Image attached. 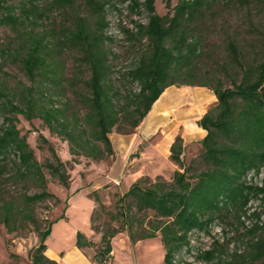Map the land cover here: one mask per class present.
Returning <instances> with one entry per match:
<instances>
[{"label": "trees", "instance_id": "16d2710c", "mask_svg": "<svg viewBox=\"0 0 264 264\" xmlns=\"http://www.w3.org/2000/svg\"><path fill=\"white\" fill-rule=\"evenodd\" d=\"M75 1L0 0V27L12 32L9 43L3 42L2 56L16 60L33 81L37 77L54 79L53 68L59 64L58 48L71 47L78 52L79 64L86 67L87 74L85 91L76 92L82 104L76 112L53 101L41 102L39 96L45 93H37L35 97V90L38 91L35 85L11 92L0 86V114L4 119L0 129V161L12 155L16 172L39 189L23 193L17 200L3 201L0 222L8 230H14L16 214L29 217L36 202L53 196L46 190L44 167L64 187L70 177V162L62 161L48 141L54 159L45 163L36 159L26 135L20 134L16 127V113L28 119L39 117L50 132L66 139L74 162L77 155L101 160L113 152L108 136L111 129L130 132L167 86L178 83L207 86L215 95L216 104L197 121L205 131L199 141L197 162L183 164L182 139L175 137L169 149L170 158L182 170H175L171 181L156 176L148 182V177H139L116 195L111 207L101 201L96 190L91 191L94 207L89 216L90 229L100 234L99 240L94 241L80 230L75 232V246L82 251L93 249L89 255L93 264H111L112 239L124 231L131 242L159 234L164 247L162 264H180L176 255L183 248L190 249L192 231H208L215 217L225 210L238 211L239 217L252 198L264 199V186L247 180L250 171L258 173L264 166V58L243 64L236 46L229 43L239 80L224 85L216 74L198 75L195 62L199 42L190 34L188 25L217 0H175L173 4L171 0H160L167 7L165 14L156 11V0H81L85 12L95 18L93 25L86 22L85 16L75 14V28L69 33L35 28L34 24L43 18L61 22L68 17ZM122 4L132 12L146 13V22H135L134 29L135 34L146 39L147 49L124 73L137 86L130 93L110 86L114 71L104 34L108 7L118 9ZM251 213L257 220L249 229L252 236L246 259L264 262V235L255 236L258 229L264 228V220L258 210ZM102 214L106 216L96 223ZM55 220L44 229L36 227L38 243L28 253L30 264H58L46 254L45 242ZM213 242L209 249L200 252V259L217 258L216 264H237L235 258L222 257L218 241Z\"/></svg>", "mask_w": 264, "mask_h": 264}, {"label": "rangeland", "instance_id": "374dc122", "mask_svg": "<svg viewBox=\"0 0 264 264\" xmlns=\"http://www.w3.org/2000/svg\"><path fill=\"white\" fill-rule=\"evenodd\" d=\"M171 3H175V0H171ZM155 9L159 14L167 12V7L160 0L155 1ZM85 11L81 0H76L68 17L61 22L43 18L34 26L36 29L51 28L53 33H69L75 28V14L85 16L88 24L95 23V18ZM106 21L104 34L114 71L110 86L120 87L130 93L137 90V86L126 79L124 73L147 49L146 39L135 34L134 29L135 22H146V13L132 12L126 4L119 5L118 9L110 6L106 11ZM188 30L199 42V57L195 62L198 75L205 77L209 72V75L216 74L224 85L231 80L238 81L239 69L229 53V43L236 46L243 64H253L264 58V0H217L195 17L188 25ZM11 34L7 27H0V86L11 92L16 88L25 90L35 85L38 90H35V97L37 93H45L39 96L41 102L48 104L53 101L59 107L69 106L74 112L82 108L76 92L85 91L83 85L87 74L86 67L79 64L76 49L60 45L59 64L53 68L55 78L37 77L33 81L16 60L1 55L3 42L9 43ZM193 80L198 81V77ZM182 87L204 90L209 96L208 101L192 116H167L166 110L157 107L158 118L153 119L148 112L130 132L123 133L113 127L108 134L113 152L101 160L77 155V161L74 162L66 139L50 132L39 117L28 119L16 113V127L20 134L26 135L36 159L40 163L54 159L48 149V142L51 143L56 155L62 161L70 162V177L68 186L64 187L50 175L46 167L43 168L46 190L53 196L36 202L29 217L22 218L16 214L17 226L14 230H8L0 222V264H30L28 253L38 243L36 227L44 229L55 218L57 220L52 223L45 240L49 250H69L74 245L77 230L91 233V238L98 236L99 240L100 234L90 229L89 216L94 207L90 192L96 190L101 201L111 207L116 195L125 191L139 177H148V182L156 176L171 181L174 171L182 170L170 158L169 149L175 137L180 136L182 139L183 164L197 162L201 150L199 141L205 133L197 128V121L216 104V97L210 88L197 84L178 83L165 89ZM3 124L4 119L0 114V129ZM187 124L196 128L194 134L188 135ZM15 169L12 155L0 161V204L8 199L17 200L23 193L39 190L33 181L22 179ZM247 180L264 186V166L258 173L250 171ZM17 205L21 206L19 200ZM253 210L261 212L260 219L263 221L264 199L252 198L246 212L240 213L239 217L238 211L225 210L215 217L208 231H192L189 234L190 249L183 248L176 259L180 264H216L217 258L207 261L200 259L199 254L209 249L213 241H218L217 249L222 257L235 258L237 264H264L262 260L253 262L246 259L247 244L252 236L249 229L257 220L251 213ZM105 216L102 214L96 223H100ZM263 235L264 228L255 233V236ZM83 252L89 256L93 249L87 248ZM235 253L242 256L235 257ZM112 254L111 264H162L164 247L159 234L131 242L124 231L112 239Z\"/></svg>", "mask_w": 264, "mask_h": 264}, {"label": "bare ground", "instance_id": "6f19581e", "mask_svg": "<svg viewBox=\"0 0 264 264\" xmlns=\"http://www.w3.org/2000/svg\"><path fill=\"white\" fill-rule=\"evenodd\" d=\"M208 97V94L199 88L165 89L152 104L149 114L153 119L158 118L156 108L159 107L166 110L167 116L173 115L176 118L192 116L208 101ZM197 128L202 130L199 126ZM195 129L191 124H187L188 135L194 134Z\"/></svg>", "mask_w": 264, "mask_h": 264}, {"label": "crops", "instance_id": "0c3cea01", "mask_svg": "<svg viewBox=\"0 0 264 264\" xmlns=\"http://www.w3.org/2000/svg\"><path fill=\"white\" fill-rule=\"evenodd\" d=\"M87 236H91V233H86ZM95 240H98V236L92 237ZM46 254L55 259L58 264H93L89 256H87L81 249H79L75 244L70 247L69 250H49L47 245Z\"/></svg>", "mask_w": 264, "mask_h": 264}]
</instances>
